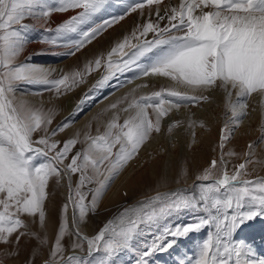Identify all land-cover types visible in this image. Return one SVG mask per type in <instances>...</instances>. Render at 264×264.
Instances as JSON below:
<instances>
[{
    "label": "snow or ice",
    "instance_id": "6c2138e0",
    "mask_svg": "<svg viewBox=\"0 0 264 264\" xmlns=\"http://www.w3.org/2000/svg\"><path fill=\"white\" fill-rule=\"evenodd\" d=\"M110 3L111 0H0V245H8L13 236L18 243L20 236L25 235L23 230L28 225L22 217L38 216L41 227L45 225L49 181L55 178L59 183L66 177L68 202L63 206L59 234L46 264H113L122 252L134 250L138 237L154 233L136 261L149 264V257L155 252L172 249L177 239L206 228L210 231L192 264H264V259L252 258L254 253L243 241L234 239L242 225L264 218V177L247 178L248 165L264 164L252 159V144L248 145V159L231 173L223 152L219 169L217 160H212L210 168L197 177L202 182L196 186L198 193L158 192L124 208L98 234L89 237L81 232L80 226L86 223L89 213L97 210L112 183L152 134L161 131L162 120L171 112L207 102L209 97L204 93L219 88L226 94V108L231 114L226 120L239 126L248 114V101L253 94L264 98V0H181L178 6H165L163 14L164 0H139L125 5L122 14L104 17ZM146 5L149 19L137 25L106 55L89 60L82 69L54 79L51 69L16 63L29 42L26 33L30 25L23 23L25 19L47 23L53 13L79 10L54 29L46 28L45 32L52 35L39 40L67 49L63 53L66 56H75L127 15L137 10L143 13ZM152 6L155 19L151 18ZM102 67L104 72L91 93L129 72L134 76L117 87L146 78H165L171 83L139 96L136 93L149 85H137L105 109L114 115L103 132L97 128L93 135L89 124L83 140L78 132L62 144L57 137L73 121L51 128L56 115L53 110L46 111L18 98L23 95L21 84L43 86L33 95L42 96L48 91L59 98L86 83L87 77ZM91 98L86 94L79 101L77 114ZM261 103L264 106V99ZM121 113L127 114L123 123ZM180 123L172 124L169 133ZM192 126L190 122L189 127ZM231 135L226 122L221 149ZM79 143L86 147L73 154ZM76 174L78 183L73 187L72 177ZM69 206L75 242L73 254L65 256L62 240L70 234ZM186 211L198 214L193 222L175 226L166 223Z\"/></svg>",
    "mask_w": 264,
    "mask_h": 264
},
{
    "label": "rangeland",
    "instance_id": "374dc122",
    "mask_svg": "<svg viewBox=\"0 0 264 264\" xmlns=\"http://www.w3.org/2000/svg\"><path fill=\"white\" fill-rule=\"evenodd\" d=\"M167 3L169 6L170 2H167ZM171 6H174V4H171ZM207 10L208 9H205V11ZM69 12H73V11H68V12L60 13V14H68ZM68 18H71V17L69 16ZM67 20L61 21L58 25H60L61 23ZM15 27L20 28V25H16ZM26 34L28 36L27 38L29 41L28 45L29 43L35 42V39L30 38V37L36 34V30L30 27V29L28 30ZM35 55L36 54H33V53L27 54L25 57L19 58L16 61V63L17 64L28 63L32 65H35V64L50 65V64H57L63 61L69 62L78 56V54H76L75 56H64L58 62L53 61V60L51 61L50 59H49L50 61L48 60L47 62H42L43 61L42 58H40L38 55L36 56ZM78 69H82V65H79L78 67H75L69 70L68 72H71L73 70H78ZM103 72H104L103 67L99 71L93 72L91 75L87 77V82L90 79H93V77L95 78L98 74L101 75ZM59 77H54V79L59 78ZM131 77L132 76H129L128 78H131ZM114 80L110 81L108 85L113 84ZM86 84L87 83H83L79 87H83L84 85L86 86ZM147 84L149 86L146 88L140 89L136 93L137 96L143 95V94H149L152 91L159 90L160 87H166L170 85V83L166 81L162 83L152 82V83H147ZM79 87L75 88L73 91L68 92L67 94H65V96L71 94L72 92H75V90H77ZM91 88L92 87L88 88L89 89L88 93L91 94V96L99 92L97 91L95 93H91L90 92ZM42 89H43V86H39V85H26V84L20 85V91L23 92V95L31 96V97L36 96L40 98L41 97L46 98L47 103L45 106H35V107H43L46 111L53 110L56 113L53 124L51 125V128H56L62 122H66V121H73V123H75L79 120H82L83 117H85L88 114V112H90V110L81 111L83 113L77 116L76 118L65 117L63 119L61 118L63 105L61 106L60 99H62L64 95H61L59 98H57L54 92H48V91H44L42 96L33 95V93L40 92L42 91ZM205 95L209 97V100L207 102H201L200 105L187 108V109L182 108V110L184 112L186 111L185 113H187L186 119L185 121L179 120L181 121V123L179 124L178 127L174 128L171 133H169V127L172 124L176 123L177 121L172 122L165 129L162 128L163 124L161 123V131L159 133L152 134L151 138L141 148L136 158L131 160L126 166V168L119 175V177H121L122 174H124L126 171L132 168V164L135 165L136 164L135 162H138V160L141 158L143 159V152L146 149V145L151 143L154 138L161 136V142H165L168 144H170L171 142L172 143L178 142V144L181 145V148H182L181 155L175 158L171 156L172 165L167 170L169 172V177L166 178V176H164V178L162 177L161 179L154 178L153 182H149L147 184L144 183L140 188H134L133 190H135V192L131 191L130 193H127L124 190L122 192L123 194L122 196L123 200L121 202L122 204L118 205L115 209L110 211L105 207L104 202L109 192H111L112 188L115 186V184L119 180V177H118L115 180V182L112 183L110 190L107 191V193L104 195L103 199L101 200L97 208L99 214L98 212L96 213L97 210L94 213H89L86 219V223L81 224L82 227L87 226L89 229L92 230V231H89L90 232L89 237H92L98 234V232L103 229V227L107 224L108 221L113 220L116 216L119 215L120 212L123 211L122 208L124 209L125 206L127 205L133 206L135 204H138L139 202L143 201V199L150 198L156 195L158 192L164 193L178 186H185L186 188H191V189H185L187 190L188 193H198L199 189L197 187H196L197 188L196 191L192 189V187L195 188V186L202 183L201 181L197 180V177L201 175L206 169L210 168L212 160H217L218 162L217 168L219 169L221 167L219 162H220L222 152L224 154V160L227 162L228 171L230 173L234 170L235 167H238L240 163H243L248 159L246 155V153H248L249 151L248 147L246 149H242L241 152L239 150H236L230 147L229 143L232 140V135L230 136V139L225 143L224 148L221 149L220 144H221V136H222V125L221 123L219 124V119L215 120V122H218L216 124L217 126L216 127L212 126L211 128L214 130L216 140L214 142L213 152L211 154L210 153L207 154V158L204 159L205 160L204 163L206 164L205 165H202L203 163L194 164V162L190 159V155L188 154L187 149H185L186 138L189 137L191 139L192 128H196L197 126L201 127L200 125L202 124V121H205L203 124L206 125L207 121L209 120L214 121V118H218L219 116H216L218 112L216 114H213L214 118L210 117L211 112H216L213 109V106L215 105V101H218V99L226 98V94L224 93V91L219 88L213 90L214 96L210 92H208V94H205ZM233 95L236 99L237 98L236 94L233 93ZM262 99L264 98L260 97L258 94H253V96L248 101L247 110L251 112L254 109V107L259 108V104L262 106V103H260ZM57 102H59V104ZM256 103L258 104L257 106H255ZM78 104L79 102L75 104L73 109L77 110ZM226 112H227V109H226ZM172 113L173 112H171L169 116ZM101 116H103V114H100V116L98 117L100 118ZM126 116L127 114L125 116L121 115V121H120L121 123H123V120ZM169 116H167L166 118H168ZM206 117L208 119H205ZM190 122H192L193 124L192 127H189ZM105 126L106 125H100L99 127L100 132H103L105 130ZM209 127H211L210 124H209ZM97 128L98 126L96 124H91V132L93 135L97 134ZM262 128H264V126ZM70 138H73V136L72 137L65 136L64 133H62L60 136L57 137V139L61 142V144ZM258 139H259L258 142L254 141L253 143H251L254 146L253 148L254 155L252 159L254 161H264V158H263L264 157L263 156L264 155V142H262V140H264V131L260 132V134L258 135ZM81 140H83V135L81 136ZM181 141L182 143L180 144ZM85 147L86 145L83 143L77 144L76 147L73 149V154L77 151L83 150ZM258 148L261 149L260 153H256L258 151L255 152V150ZM229 152H233L236 155L228 156L227 153ZM261 155L263 157H260ZM209 160H210V163H208ZM67 162L68 161H65V163ZM248 171L250 173V176L247 177L248 179L255 180V179L264 177V164L248 165ZM77 183H78V174L73 175L72 177L73 187H75ZM92 187H95V185H93ZM47 191L49 193V196H48V199L45 201V211H46L45 225L41 227L38 216L35 218L26 217V216L22 217L28 225V227L23 230L25 232V235L20 236L18 243H16L15 236H13L12 241L8 245H0V264H46V262L50 260L51 250L54 247L55 240L59 234V224L61 223L63 219V206L65 205V203L68 202V196H69L68 181H66L65 183L64 180L62 179L58 183L55 178H52L49 181V186H48ZM125 193H127V195H125ZM90 198L91 197L89 196V200ZM105 208L106 210L104 211ZM71 213H72V208L71 206H69V211L67 215H68L70 234L66 235L64 239L62 240V244L65 248V256L70 255V252H72V245L75 242V237L72 234L74 233V226L72 223L73 213H72V216L70 215ZM196 215L198 214L186 211L178 215H175L173 217H170L169 220L166 221V223H168L170 226H175L177 224L191 223L195 219ZM257 224L264 226V218L257 217L254 220L248 221L246 224L242 225L240 229L237 231V234L235 235L234 239L243 241L245 245L247 242L252 244L250 239L245 238V237H246V234L249 232V230H251V226L256 227ZM209 231L210 230L206 228L198 233H189L188 235L177 239L175 246L172 249H169L165 252H155L151 257H149V264H174L178 261L176 260L177 257L179 260H181V262L185 264H192V261L194 260L195 255L197 254V250L201 242L206 238L207 233ZM153 235L154 233H147V234H144L138 237V239L133 244L134 250L124 252L125 254H127V257H128L127 261L126 262H124V260L122 261L121 255H119L115 258V260L113 261V264H136V261H137V258L140 252L146 250L145 245L149 244L152 241ZM168 239H174V238L168 237ZM45 240H46V243H44ZM262 240L264 241V235H263ZM165 243H167V240L165 241Z\"/></svg>",
    "mask_w": 264,
    "mask_h": 264
},
{
    "label": "bare ground",
    "instance_id": "6f19581e",
    "mask_svg": "<svg viewBox=\"0 0 264 264\" xmlns=\"http://www.w3.org/2000/svg\"><path fill=\"white\" fill-rule=\"evenodd\" d=\"M137 2H139V0H124V3L121 4L120 0H111L110 7L108 11L104 13V17L122 14L125 10V5H131ZM167 2H170L169 6H171V4H174V6H178L181 0H164V5H161L162 14L165 6H168ZM78 11L79 10L69 12L68 14L53 13V15L49 18L47 23H45L43 20L25 19L23 22L30 25V27L36 30V34L30 37V38H34L35 42L29 43V45L27 44L24 52L18 57V59L21 57L22 58L25 57L27 54L33 53L38 55L40 58H42L43 60L42 62H47L49 59L51 61L52 60L57 62L60 61L64 56H66L63 53H65L67 49L60 47L54 48L48 44L40 43L39 40L41 39L42 36L51 34L45 32L46 28L54 29L55 27H57L56 25H58L61 21L70 19L68 17L69 16L72 17L73 15H76ZM149 15H150V9L147 5L145 6L143 13H141L140 10H137L136 12L127 15L124 20L120 21V23L109 28L106 32H104L91 44H89L79 53H77L78 56L69 62L63 61L57 64H50V65L35 64V65L53 70L52 78L59 77L63 73H67L69 70L78 67L79 65H82L83 68V66L89 60H94L96 57L100 55H106L118 42L122 41L125 36L130 35L132 31L135 30L137 25L146 22L149 19ZM151 18L155 19V6H152L151 8ZM148 38L151 39L152 34H149ZM101 75L98 74L95 78L93 77V79H90L88 82H86L87 83L86 86L84 85L83 87H79L77 90H75V92H72L71 94L66 96L64 95L62 99H60V104L61 106L63 105L61 118L63 119L65 117L76 118L77 116L83 113L79 111V113L77 114V110L73 108L76 103H78L83 97H85L86 94L91 96V94L88 93L89 90L88 88L92 87L96 83V81L101 77ZM129 76L133 77L134 73L131 72L125 73L123 76H120L118 79H115L113 84L104 87L103 89L99 90L97 94L93 95L92 96L93 98L88 99L86 103L83 105L82 111L90 110V112H88V114L85 117H83L82 120L73 123L71 127H69L64 132V135L74 137L76 133L79 132L82 136L84 135L85 132L89 130L88 129L89 124L90 125L96 124L98 128L100 127V125H106L107 122L106 120L111 119L114 113L105 112V109H107L112 103L116 102L117 100L128 94L130 91L135 89L139 84L152 83V82L162 83L165 81L171 83L170 81H167L165 78H146L144 80H137L134 83L129 84L127 87H117L118 84L124 82L127 79H130L128 78ZM210 93L213 95V91H210ZM205 94H208V92ZM18 98L23 99L27 101L29 104L34 106H45L47 103L46 98H42V97L40 98L36 96L31 97V96L22 95L19 96ZM236 99L234 95H232V101L235 102ZM57 103L59 104V102ZM257 105L258 104L256 103L255 106ZM213 109L216 112H211L210 117H213L214 116L213 114H216L217 112L218 114L216 116L219 117L218 118L213 117L214 121L206 120L207 121L206 125L203 124L205 121H202L203 127L197 126L196 128H192L191 131L192 137L190 136L191 139L189 137L186 138L185 149H187V152L190 155V159L194 162V164L203 163L202 165H205L206 163H204L205 162L204 159L207 158V154L209 153L211 154L214 150V142L216 140V136L214 134V130L211 128L212 126L214 127L217 126L216 124L218 122H215V120L219 119V124L221 123L222 129L224 128L223 125H225L226 122L228 123L229 128L232 132V140L229 143V145L230 147L239 150L240 152L242 151V149H246L248 145L253 143L254 141L258 142L259 140L258 135L260 134V132L262 131V127L264 126V106H261L260 104H259V108L254 107V109L251 112L247 110L248 114L246 117L243 118L242 123H240L239 126H236L231 119L226 120V116L230 117L231 115L228 111L226 112L227 109L226 98L218 99V101H215V105L213 106ZM185 112L182 109H180L178 112L174 110L173 113L168 118L165 117L162 120V124H163L162 128L165 129L174 121H179V120L185 121L187 115V113ZM100 114H103V116L99 118L98 116H100ZM121 115L125 116L126 113H121ZM208 118L206 117L205 119ZM209 124L211 125V127H209ZM163 143L165 142H161V136L154 138L151 143L146 145V149L143 152V159L142 158L139 159L138 162H135L136 164L134 163L135 165L132 164V168L126 171L124 174H122L121 177H119V180L112 188L111 192H109V194L105 198L104 203H105V207L108 210L111 211L115 209L118 205L122 204L121 203L123 200L122 192L124 190L127 193H130L131 191L135 192V190H133L134 188H140L144 183L147 184L149 182H153L154 178L161 179L162 177L164 178V176H166V178L169 177V172L167 170L172 165L171 156L175 158L181 155L182 148L181 145L178 144V142L177 143L171 142L172 144L171 143L163 144ZM181 143L182 141L180 142V144ZM260 151L261 149L259 148L255 150L256 153H260ZM262 155L260 157L264 156ZM210 160L209 162L208 161L206 162L210 163ZM63 180L66 183L67 178L65 177ZM176 188H181L182 190L191 189V188H186L185 186H178ZM176 188L170 189L166 192H170ZM192 189H194L195 191L197 190L196 186L195 188L192 187ZM126 207H130V206L127 205L124 208ZM106 208L104 209V211L106 210ZM122 210L124 209L122 208ZM97 212L98 210L96 211V213ZM72 213L70 214L71 216ZM80 227L82 233H84L87 236L90 235L89 231H92L91 229H89L87 226L86 227L80 226ZM263 235H264V226L260 224H257L256 227L251 226V230H249V232L246 234L245 238H249L252 243L250 244L249 242H247L246 247L248 249H251V251L254 253V256L252 257L254 259H264V255H263L264 241L262 240ZM71 254H73V252H70V255ZM76 254L83 255L84 253H76ZM120 255L122 261L124 260V262H126L128 258L127 254L122 252ZM176 260L178 261L174 264H185L181 262V260H179L178 257Z\"/></svg>",
    "mask_w": 264,
    "mask_h": 264
},
{
    "label": "water",
    "instance_id": "95a60500",
    "mask_svg": "<svg viewBox=\"0 0 264 264\" xmlns=\"http://www.w3.org/2000/svg\"><path fill=\"white\" fill-rule=\"evenodd\" d=\"M177 190H182V189L181 188H176V189H174V190H172L170 192L177 191ZM185 191L187 192V190H185Z\"/></svg>",
    "mask_w": 264,
    "mask_h": 264
}]
</instances>
